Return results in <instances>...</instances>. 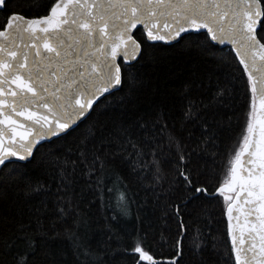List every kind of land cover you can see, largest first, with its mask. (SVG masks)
I'll return each mask as SVG.
<instances>
[{"label": "snow or ice", "instance_id": "obj_1", "mask_svg": "<svg viewBox=\"0 0 264 264\" xmlns=\"http://www.w3.org/2000/svg\"><path fill=\"white\" fill-rule=\"evenodd\" d=\"M12 8V0H0V11L9 12L0 24V181L24 174L44 144L89 119L101 97L128 86L119 103L132 102L133 62L144 58L148 42L188 39L209 52L206 45L212 42L228 43L247 74L249 108L240 136L211 179H202L205 173L194 161L197 148L216 146L202 101L186 95L178 122L161 110L153 119L118 126L111 139L103 128L97 129V139L90 128L75 159L72 149L67 157H54V193L50 185L26 182L25 195L54 196L55 217L48 227L45 217L35 219L34 226L32 220L20 223L18 232L0 240V264H33L41 251L44 264H105L104 249L89 243L88 220L74 202L73 184L79 166L86 187L111 210V219L128 216L133 201L116 188H126L115 168L117 158L138 183L180 192L182 203L222 197L235 264H264V0H49L46 14L38 16ZM224 92L218 89L212 100ZM188 125L202 129L195 146L187 143L194 134ZM175 207L179 215L180 206ZM183 228L181 220V234ZM193 244L200 247L197 239ZM179 245L177 239L174 255L164 259L145 248L143 237L129 247L134 264H164L165 259L177 264Z\"/></svg>", "mask_w": 264, "mask_h": 264}, {"label": "trees", "instance_id": "obj_2", "mask_svg": "<svg viewBox=\"0 0 264 264\" xmlns=\"http://www.w3.org/2000/svg\"><path fill=\"white\" fill-rule=\"evenodd\" d=\"M12 3L13 11L38 16L46 14L49 0H12ZM7 15L9 12L0 11V24ZM198 38L205 41L202 33L198 34ZM206 46L211 47V52L206 51L205 46L191 44L188 39L171 45L148 42L144 47V58L133 63L136 83L132 102L119 103V98L128 92V86L106 99L102 97L97 102L99 107L95 108L89 119L80 123L69 135L45 143L36 159L27 165L24 174L0 181V240L18 232L20 223L32 220L34 226L38 217H45V227L49 226L55 217L54 196L46 197L43 192L25 195L26 182L50 185V192L54 193L57 187L54 157H67L68 149H72L70 158L75 159L76 146L90 128L97 139L101 135L97 129L101 128L104 129L103 135L111 139L118 126H126L140 117L153 119L154 114L161 110L169 113L171 120L178 122L186 95L208 105L204 117L215 130L216 146L210 143L197 148L195 166L205 173L202 179H211L219 174L227 150L236 143L245 126L249 84L247 74L230 47L222 48L213 43ZM218 89H225L224 96L214 102L212 97ZM187 127L194 133L187 143L195 146L202 129L198 125ZM133 133L144 136L136 128H133ZM50 151L54 156L48 155ZM115 168L126 184V188L121 185H116V188L125 191L133 201L128 216L111 219V210L102 207L97 194L86 187L87 177L81 173L79 166L73 184L74 202L88 220L89 243L104 249L105 264H134L129 245L137 236L143 237L146 249L162 259L174 255L179 239L181 251L177 264H235L227 231L226 202L222 197L217 195L182 203L180 192L167 193L159 188L153 191L148 182L138 183L131 177L129 167L119 158ZM212 182L214 184L216 181L213 179ZM105 183L113 186L107 180ZM209 191L213 189L210 187ZM42 201L47 203V210L43 208ZM176 205L180 206L179 215ZM181 220L184 225L182 234ZM194 239L200 243L199 248L194 246ZM124 249H128V253ZM44 255L43 251L38 253L33 264H44ZM164 264H167L166 259Z\"/></svg>", "mask_w": 264, "mask_h": 264}, {"label": "water", "instance_id": "obj_3", "mask_svg": "<svg viewBox=\"0 0 264 264\" xmlns=\"http://www.w3.org/2000/svg\"><path fill=\"white\" fill-rule=\"evenodd\" d=\"M258 31H259V29H258ZM177 41H153V42H150V43H163V44H166V45H171V44H174V43H176ZM213 44H215V45H217V46H219V47H222V48H224V47H230L232 50H233V52H234V54H235V51H234V49L232 48V46L231 45H229L228 43H225V44H223V45H220V44H217L216 42H212ZM236 56V55H235ZM237 57V56H236ZM139 59V57L137 58V60ZM237 59H238V61H239V57H237ZM134 63V62H133ZM241 64V63H240ZM241 66L243 67V65L241 64ZM102 98V97H101ZM100 98V99H101ZM53 139H55V138H53ZM52 139V140H53ZM225 216H226V220H227V215H226V209H225ZM228 231V230H227ZM228 237H229V235H228ZM229 240H230V237H229ZM230 244H231V240H230ZM233 256H234V254H233Z\"/></svg>", "mask_w": 264, "mask_h": 264}, {"label": "flooded vegetation", "instance_id": "obj_4", "mask_svg": "<svg viewBox=\"0 0 264 264\" xmlns=\"http://www.w3.org/2000/svg\"><path fill=\"white\" fill-rule=\"evenodd\" d=\"M179 248H181V247H179ZM180 251H181V249H180Z\"/></svg>", "mask_w": 264, "mask_h": 264}]
</instances>
